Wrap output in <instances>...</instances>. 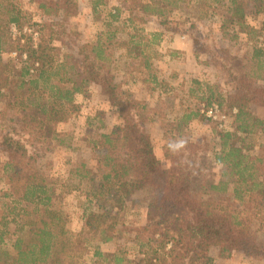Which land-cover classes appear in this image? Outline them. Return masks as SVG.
I'll use <instances>...</instances> for the list:
<instances>
[{
	"label": "rangeland",
	"instance_id": "374dc122",
	"mask_svg": "<svg viewBox=\"0 0 264 264\" xmlns=\"http://www.w3.org/2000/svg\"><path fill=\"white\" fill-rule=\"evenodd\" d=\"M158 1L4 0L0 8V60L19 65L26 57L27 43L36 45L42 38L54 48V67L62 64L60 73L67 77L64 79L79 83V61L81 55L89 53V48L82 47L100 39L107 46L109 65L120 90L143 102V110L135 107L132 111L142 117L162 168L170 170L172 177H187L194 199L230 212L240 222L246 239L264 248V197L244 192L230 168L222 175L223 166L214 156L221 148L219 133L234 128L236 109L226 104L225 95L235 92L240 82L241 86H248L246 89H264V77L259 79L251 71L255 61L251 60L253 47L264 43V2L263 11L257 12L258 1L237 0L248 25L240 28L236 24L238 17H231V0H174L175 5L159 1L166 7L163 15L167 26L160 24L162 16L143 10V5L154 6ZM7 4L20 10L19 24H5L3 6L7 8ZM116 9L119 10L114 19L110 14H116ZM108 32L113 35L106 40ZM133 34L140 42L138 47L128 43ZM131 48L133 52L129 51ZM228 67L237 75L235 81ZM2 70L0 64V74ZM12 100L13 97L0 98V135L9 132L23 140L28 154L34 156L29 165L53 192L54 208L65 213L69 230L79 232L85 213L104 209L98 184L100 156L96 157L92 145L102 133H109L121 122L119 110L100 86L91 82L74 94L73 104L62 106L61 120L49 122L38 115L41 121H32V111L6 104ZM214 105L219 113L207 115ZM248 109L264 123L263 102H252ZM189 113L197 115L185 118ZM219 114L225 118L220 119ZM137 121L140 123L141 118ZM244 137L249 161H254L252 157L261 159L260 163L254 162L255 178L264 179V125ZM7 159L8 152L0 146V221L5 216L9 221L6 242L11 249L19 232L8 206L26 203L14 202L17 197L10 193L1 169ZM221 179L228 183L226 191L209 187V183ZM155 195L153 187L146 186L127 200L114 238L100 243L105 260L93 256V250L88 249L76 259V264H113L117 252L134 257L137 247L133 237L137 228L144 225ZM24 219L17 220L22 223ZM209 253L213 264H264L259 253L231 250L229 254H220L218 245H212Z\"/></svg>",
	"mask_w": 264,
	"mask_h": 264
},
{
	"label": "trees",
	"instance_id": "16d2710c",
	"mask_svg": "<svg viewBox=\"0 0 264 264\" xmlns=\"http://www.w3.org/2000/svg\"><path fill=\"white\" fill-rule=\"evenodd\" d=\"M2 1L4 0H0V8ZM159 1L166 5L176 4H173L174 0ZM159 1L154 6L148 3L143 5V10L162 16L160 24L167 26L163 15L166 7ZM256 1L257 12L263 11L264 0ZM231 3V17H238L236 24L240 28H248L243 20L244 9L237 0H231ZM8 5L7 8L6 5L3 6L6 10L5 24H19L20 10L9 8ZM40 7L46 6L40 4ZM118 10L116 9V14H110L112 18L117 19ZM106 34V40L113 35L111 32ZM134 36L130 35L128 43L138 47L140 42ZM263 44L253 47L251 57L252 61L255 60L251 71L259 79L264 77ZM82 48H89V53L81 55L80 82L75 83L71 78L64 79V72L60 73L62 64L54 67V48L49 43L42 38L36 45L27 43L26 57L19 65L0 60L3 69L0 74V98L13 97L6 104L32 111V121L40 122L38 115H42L45 117L43 120L52 122L61 120L59 118L64 114L62 106L65 103L71 104L74 94L80 92L84 84L91 82L100 86L111 104L119 110L121 120L109 133H102L100 139L92 145L96 157L100 156L98 162L101 175L98 184L100 194H103L100 198L104 209L85 213V223L79 232L69 230L65 226V213L54 208L53 192L33 171L34 167L29 165L34 161V156L28 154L26 144L9 132L1 134L0 146L8 152L7 161L1 164L2 174L10 193L17 197L14 202L26 204L20 207L8 206V213L12 216V221L16 222L19 232L11 243V249L6 242L9 221L6 216L1 217L0 264H64L65 261L76 264V259L88 249L93 250V256L105 260L100 243L114 238L127 200L146 186L153 187L155 202L148 206L146 221L137 228L133 237L137 247L136 255L131 258L117 252L113 255V264H213L209 253L212 245H218L220 254L241 250L246 254L259 253V257L264 258V248L246 239L239 228L240 222L234 215H230L225 209L215 206L211 208L208 203L194 199L190 191L191 181L187 177H172L170 170L162 168L142 125V117L132 111L135 107L143 110V102L131 99L116 84L106 44L98 39ZM129 51L133 52V49ZM229 75L234 81L238 79L231 69ZM239 84L235 92L229 91L225 95L226 104L236 109L234 128L219 133L221 148L214 156L216 162L223 166L222 175L230 168L237 178L236 183L243 186L244 192H255L264 197V179L255 178L254 168V162L260 163L261 159L252 157L254 161H249L251 156L246 152L248 145H245L244 137L251 134L254 128L264 125L262 119L248 109L252 102L264 103V94L259 93H264V89H246L247 85L241 86V82ZM192 115L197 114L189 113L185 118ZM139 118L140 123L137 121ZM21 121L24 122L23 119ZM227 186L224 179L218 183H209L214 191H226ZM233 191L235 194L238 192L235 185ZM28 206L33 207L27 209ZM19 217L26 219L20 223L17 220Z\"/></svg>",
	"mask_w": 264,
	"mask_h": 264
},
{
	"label": "built area",
	"instance_id": "2783aa9c",
	"mask_svg": "<svg viewBox=\"0 0 264 264\" xmlns=\"http://www.w3.org/2000/svg\"><path fill=\"white\" fill-rule=\"evenodd\" d=\"M219 113L218 107L216 105L212 106L209 110H207V115L209 116H214L215 114ZM220 119H224L225 116L224 115H220Z\"/></svg>",
	"mask_w": 264,
	"mask_h": 264
},
{
	"label": "crops",
	"instance_id": "0c3cea01",
	"mask_svg": "<svg viewBox=\"0 0 264 264\" xmlns=\"http://www.w3.org/2000/svg\"><path fill=\"white\" fill-rule=\"evenodd\" d=\"M78 2H79V0H78ZM184 38H185V37H184ZM174 41L178 43V42H179V39H177V40L174 39ZM175 42H174V43H175ZM172 46H175V44H172ZM177 46H178V45H177ZM176 48H179V47H176ZM188 48H189V46H188ZM188 48L186 47V49H188ZM190 50H191V48H190Z\"/></svg>",
	"mask_w": 264,
	"mask_h": 264
}]
</instances>
